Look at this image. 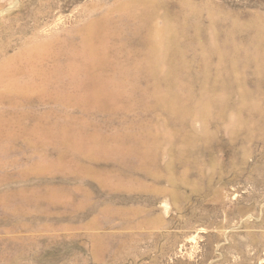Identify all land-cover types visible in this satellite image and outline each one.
I'll use <instances>...</instances> for the list:
<instances>
[{
    "label": "rangeland",
    "instance_id": "rangeland-1",
    "mask_svg": "<svg viewBox=\"0 0 264 264\" xmlns=\"http://www.w3.org/2000/svg\"><path fill=\"white\" fill-rule=\"evenodd\" d=\"M0 264H264V0H0Z\"/></svg>",
    "mask_w": 264,
    "mask_h": 264
},
{
    "label": "bare ground",
    "instance_id": "bare-ground-1",
    "mask_svg": "<svg viewBox=\"0 0 264 264\" xmlns=\"http://www.w3.org/2000/svg\"><path fill=\"white\" fill-rule=\"evenodd\" d=\"M128 7L129 6L127 5V8ZM151 14H154V11H151ZM95 27H97V26H95V24H94V25L90 26L87 29V36H88V38L92 34V31H94L96 33V31L98 30V29H95L94 30L93 28H95ZM99 29H101V28H99ZM176 38H177L176 30L173 28V26H171V24H169V25L165 26L164 30L161 32L160 41L152 42V44H151V46L149 48V51H151L154 54H156V53L159 52L160 54H164V56L167 55V54H170V53L176 54L178 52V50H179L178 46L175 45L176 44V42H175L176 41ZM147 40L149 42L152 41L151 35H149L147 37ZM86 45L87 46L90 45L89 39L86 41ZM156 67H157V65H153L151 67L149 66V72L151 74H154V72L157 69ZM2 75H3V73L1 74V77H2ZM11 75H12V73H11ZM10 85H11V87L14 88V93L15 94H21V93L27 94V91L28 90H33V88L31 87V85H27L25 83H23V84H16L15 82L10 81ZM89 86L90 87H89V90L88 91H92L93 92V91L96 90L98 92V94L106 93L107 92L105 90V88H106L105 83L99 77L93 79L90 82V85ZM8 90L10 91V89H8Z\"/></svg>",
    "mask_w": 264,
    "mask_h": 264
}]
</instances>
